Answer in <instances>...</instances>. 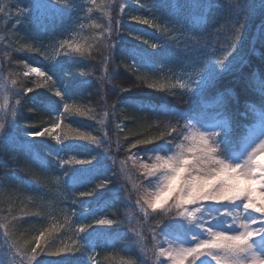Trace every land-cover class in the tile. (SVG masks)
I'll list each match as a JSON object with an SVG mask.
<instances>
[{
    "label": "trees",
    "instance_id": "1",
    "mask_svg": "<svg viewBox=\"0 0 264 264\" xmlns=\"http://www.w3.org/2000/svg\"><path fill=\"white\" fill-rule=\"evenodd\" d=\"M30 1L35 9L32 16L17 15L26 0H0V6H6V12L0 13V36H3V40H0V122L15 138L7 149H0V217H8L11 221L0 220V223H8L7 229L0 227V261L9 264L15 259L27 264L24 252L15 255L16 250L10 247V239L21 245L24 241H30L27 245L30 250L35 246L33 238L45 232L41 244L44 252L37 249L41 254L32 264H126L129 260L135 264H156L157 256L149 251L153 246V235L158 245V232L168 231L166 226L171 221L163 218L159 212L148 210L145 214L142 210V206H146L140 195V176L129 159L131 145L156 135L169 122L175 124L176 118L170 114L172 110L195 111L208 118L209 123L215 124L220 110L217 97L226 89H231L235 96L226 109L233 122L235 136L249 126L245 106L252 101L259 104L262 100L258 77L264 75V40L260 38V30L264 26V3L262 0H249L252 10L241 42L234 52L231 50L229 56L232 63L237 65L233 71L220 75L214 85L203 93L188 92L177 87L170 89L173 94H169L167 90L150 89L138 81L136 76L147 70L139 64L134 66L133 60L122 53L133 48L155 51L158 53L155 67H159L165 56L161 53L168 49V43L178 41L184 45V37L170 39L171 35L162 34L160 44L165 47L153 50L150 47L153 37L161 32L156 27L144 26L132 19L136 6L130 7L127 0H113L106 10L94 9L92 12L94 23L100 27H92L90 31L91 39L87 42L93 45L90 56L80 57L68 52L67 55L50 59L43 50L67 30L73 7L61 16L47 7L49 0ZM61 1L51 0V3L60 7L64 4ZM239 2L214 0V6L209 11L197 7L198 0H170L169 10L172 14L182 13L188 26L191 23L193 39L222 51L233 43L229 36L233 31L232 24L237 19L235 11ZM117 20L120 21L119 33L115 31ZM110 22L113 32L109 38L106 30ZM137 35L141 39H134ZM144 40L149 43H143ZM105 41L117 44L108 60L107 73L104 70V58L108 55ZM23 45H30L33 51L18 50ZM25 63L47 70L56 81L67 86L71 95L66 102L72 106L68 112H64V102L60 98L53 96L46 88H36V83L43 82V78L31 73L27 77L23 75L27 69ZM112 73L115 75L111 83L107 78L101 79ZM147 75L151 78L149 82L154 80L149 72ZM13 80H16L15 85L12 84ZM21 86L35 90L16 96L15 92ZM6 99L9 108L15 106L17 109L15 123L10 113L5 118L7 109L3 105ZM17 99L21 101L19 105H15ZM46 100H51L57 111L63 114V123L51 135L46 133L44 137L30 138L35 145L34 152L25 151L20 146L25 132L50 128L56 122V116L43 107L42 102ZM140 102L145 103L143 110L138 107ZM113 104L116 105L115 109L111 107ZM76 108L86 112L90 108L93 111L80 116L76 114ZM101 119L105 121L103 125ZM117 124L120 128L116 127ZM68 128L96 137H103L107 131L108 141L97 148L88 141L65 139ZM58 135L60 143L54 139ZM149 146L138 145L137 148ZM36 155L46 161V167L37 163ZM74 159H93V163H61ZM103 181L109 182L107 187L97 188ZM93 190L92 196H80V192ZM12 216L16 219L12 220ZM65 216L71 224L60 227L64 225ZM100 217L116 220L117 223L107 229L113 234L111 237L97 242L94 253L81 250L60 256L47 255L48 251L71 243L73 239L86 237L87 233L75 234V228ZM53 227L60 230L49 233L48 230ZM93 230L101 229L89 231ZM6 231L10 233V238L5 236ZM93 255L95 259L90 258Z\"/></svg>",
    "mask_w": 264,
    "mask_h": 264
},
{
    "label": "snow or ice",
    "instance_id": "2",
    "mask_svg": "<svg viewBox=\"0 0 264 264\" xmlns=\"http://www.w3.org/2000/svg\"><path fill=\"white\" fill-rule=\"evenodd\" d=\"M95 2L96 0H92L93 4ZM213 6L214 0H198L197 3V7L209 11ZM47 7L63 16L71 11L72 5H69L65 0L63 5L57 7L49 0ZM251 10L249 0H240L236 5L235 15L237 19L232 24L233 31L229 36V40L233 42L229 44V48L233 52L241 42ZM5 12L6 6H0V13ZM121 12H123V7H121ZM21 14H23V10L17 13V15ZM132 19L141 24L159 28L150 19L140 16H134ZM119 25L120 21L117 20L115 27L117 33L120 31ZM92 27L98 28L100 25L94 23ZM106 31L110 38L113 32L111 22ZM260 38L264 40V26L261 27ZM134 39L139 40L141 37L137 35L134 36ZM0 40H3V36H0ZM143 43L148 44L149 41L144 40ZM65 47L69 52L85 57L91 55L93 45L87 42L73 44L69 41H63L60 47L55 50L56 55H60L61 49ZM104 47L108 49V55L104 58V70L107 73L108 60L117 44L105 41ZM150 47L155 50L164 48L165 45L151 43ZM18 50L31 52L33 48L30 45H23ZM64 54L67 55L68 53L65 52ZM122 54L129 56L133 60L134 66L139 64L147 70L145 73L136 76L138 81L150 89L167 90L169 94H173L170 89L177 87L186 89L188 92L203 93L214 85L220 75L231 72L237 67L229 59L230 52L216 60V65L220 66L219 71L209 61L205 70L198 74V78H190L189 83H185L179 78L173 82L171 78L165 79L163 77L160 80L149 82L151 78L147 72L154 71L155 57L158 53L133 48L124 50ZM161 54L176 55L171 49ZM24 67L28 69L23 73L25 77L34 73L37 77L43 78V82L36 83V88H46L53 96L60 98L64 102V112L71 109L72 106L66 102L71 95L67 86L56 81L47 70L30 67L26 63ZM114 75L115 73H112L106 77H101V79L107 78L111 83V78ZM258 79L262 100L259 104L255 101L246 104L245 113L251 116L253 122L238 139L235 137L233 122L226 111L228 104L235 99V96L231 89H226L217 97L218 108L220 109L217 112V123L210 124L205 121L198 122L199 126H196L187 120L183 112L172 110L170 114L176 118L175 124L169 122L156 135L138 140L131 145L132 149L137 148L138 145H155L142 154L147 156V162L142 160L140 164L143 174L146 178H155L154 190L142 197L143 205H146V208L142 206V210L145 211V214L148 210L153 213L159 212L163 218L171 221L166 226L168 229L165 233L167 247H159L155 242V234L153 235V246L149 251L157 256L156 264H163L162 261H159V257H165L168 264H197V261L199 264H264V75H260ZM12 84L15 85L16 80H13ZM252 84L255 87V79L252 80ZM34 90L33 87L24 88L21 86L15 95H27ZM128 90L124 89V91ZM20 103L19 99L15 101V105ZM42 103L47 111L56 116V122L50 128L44 127L37 132L24 133L25 139L20 146L28 152H34L35 149L33 140L30 138L44 137L46 133L51 135L63 123L61 119L63 114L57 111L51 100ZM111 107L115 109L116 105L113 104ZM138 107L143 110L145 103L140 102ZM3 108L7 109L5 118L10 113L13 123H15L16 107L9 108L6 99ZM91 111L93 110L90 108L87 112L80 108L75 109L76 114L80 116H85ZM104 116H107V112L104 113ZM181 119L186 120L183 126L179 124ZM100 123L103 125L105 121L101 119ZM116 127L120 128V125L117 124ZM54 139L60 143L59 135ZM65 139L88 141L99 148L104 145L105 141H108V133L105 131L103 137H96L83 131L68 128ZM14 142L15 138L5 130V124L0 122V149H7ZM35 159L41 167H46V161L41 160L38 155L35 156ZM93 159H74L61 163L91 165ZM83 171H91V169H83ZM108 183V181H103L97 185V188L103 189L107 187ZM94 191L80 192V196H92ZM9 214L11 215V210ZM11 219L15 220L16 217L12 216ZM0 220L11 223L8 217H0ZM8 223H0V227L7 229ZM115 223H117L116 220L107 217L94 218L92 223H81L75 228V234L87 233L86 237L81 236L80 239H73L71 243H65L54 251H48L47 255L60 256L63 253H75L81 250L94 253L99 240L113 235L107 229ZM70 224L71 221L65 216L64 225L60 227ZM97 228L101 230L89 231ZM59 230L60 228L53 227L48 231L50 233ZM69 230L72 229L69 228ZM5 236L10 238V233L6 231ZM33 239L35 246L31 247L30 250L27 249L30 241H24L21 245L18 241L10 239V247L16 250L15 255L18 256L24 252L27 256V264H32L37 256L44 252L41 244L45 239V232H41ZM37 249H41V253H38ZM90 258L95 259V256ZM0 264H4V262L0 261ZM9 264H24V261L17 262L13 259L9 261ZM126 264H135V262L129 260Z\"/></svg>",
    "mask_w": 264,
    "mask_h": 264
},
{
    "label": "rangeland",
    "instance_id": "3",
    "mask_svg": "<svg viewBox=\"0 0 264 264\" xmlns=\"http://www.w3.org/2000/svg\"><path fill=\"white\" fill-rule=\"evenodd\" d=\"M26 1L27 2H24V6H27L28 4H30V6L25 7L24 9V6H21L20 10H23L24 15L32 16L33 12L35 11V9L32 7L33 3L30 0ZM58 1L61 0H57V2ZM112 1L113 0H96L95 4H93L92 0H75V3H73V0H67V2H70L73 7L71 23L61 37H59L55 42L51 43V45L47 46L43 50L44 55L50 59H55L59 56L65 55V52L68 53L69 51L67 47H65L64 49H61L60 55H56L55 50L60 47V44L63 41H69L73 44L88 42L91 39L90 31L92 30V25L95 22L94 16L92 15L93 10H106L107 6ZM61 2L65 3V0H62ZM127 4L130 7L136 6L134 14H132L133 16H140L141 18L150 19L153 21L154 25L159 26V28H156L158 32H161V35L157 34L154 36L153 43H160V41H163L160 38L162 34L171 35L172 37L170 39L180 36L185 38L184 40L186 42L184 45H181L178 41L168 43V49L162 53H166L169 49H171L176 53V55L167 56L166 54H163L165 56H163L161 60V65L159 67H155L154 71H149L154 80H160L163 77L165 79L171 78V80L175 82V80L179 78L183 82L189 83L190 78H198V74L205 70L209 61L212 65L216 66L217 70L219 71L220 66L216 65V60L227 55L232 50L230 48H226L225 50L217 51L213 46L208 47L209 45H205L204 42H201L203 43L201 44L193 39L190 28L191 23L188 26L187 19L182 16V13H170V0H127ZM138 11L139 13H137ZM81 25H83V27H81ZM142 25L148 26L145 24ZM143 33L146 34V32ZM201 65H203V67H201ZM26 71H28V69H26ZM192 86L195 87V85ZM182 112L185 114L187 120H189L193 125L199 126L198 122L209 121L208 118L197 114L195 111L183 110ZM247 116L250 126L253 121L251 116ZM185 122V119H181L179 124L183 126ZM215 122L217 123L218 120ZM247 128L239 131L235 137L238 139ZM154 146L155 145H151L147 148L132 149L129 153L131 164L140 176L139 189L141 198L153 191L155 187V178H146L143 174V169L140 167L142 160L143 162H147V156H143L142 154ZM138 154L140 155L138 156ZM166 232L167 231L163 230L158 232L159 247L168 246L165 236ZM158 259L159 261H162L163 264H168V261L165 257H159ZM197 264H199V261H197Z\"/></svg>",
    "mask_w": 264,
    "mask_h": 264
}]
</instances>
